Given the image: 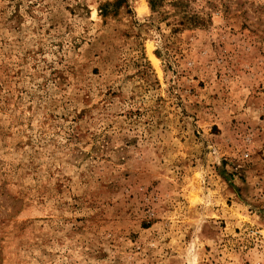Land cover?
Here are the masks:
<instances>
[{"label": "rangeland", "instance_id": "rangeland-1", "mask_svg": "<svg viewBox=\"0 0 264 264\" xmlns=\"http://www.w3.org/2000/svg\"><path fill=\"white\" fill-rule=\"evenodd\" d=\"M0 264H264V0H0Z\"/></svg>", "mask_w": 264, "mask_h": 264}]
</instances>
